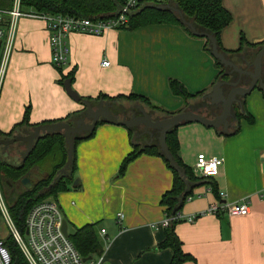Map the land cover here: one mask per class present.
Here are the masks:
<instances>
[{
    "label": "crops",
    "instance_id": "0c3cea01",
    "mask_svg": "<svg viewBox=\"0 0 264 264\" xmlns=\"http://www.w3.org/2000/svg\"><path fill=\"white\" fill-rule=\"evenodd\" d=\"M221 1L231 15L230 24L220 33L225 51H236L241 36L250 44L264 41V0ZM66 44L67 62L56 68L44 23L26 17L16 21L0 89L1 133L10 132L26 109L31 125L67 116L73 122L83 115L85 107L73 101L61 84L71 72V88L92 105L98 104L100 95L133 93L168 112L191 110L208 118L220 112L219 104L213 107L210 99L203 98L210 94L219 72L213 57L203 49L205 39L191 37L178 26L149 25L111 30L102 36L73 33ZM248 52L235 59L242 62ZM103 61L109 66L103 67ZM224 70L228 78L222 81H228L229 70ZM171 79L189 94H205L187 104L171 93ZM243 79L241 85L248 82ZM238 101L227 119V134L222 128L199 123L176 128L179 155L187 167L192 169L199 154L223 159L211 179L218 197L209 180H204L181 208L183 217L197 216L192 223L181 221L175 226L183 252L193 258L182 264H264V94L255 87ZM237 110L250 119L241 118L238 123ZM238 124L239 130L232 135ZM141 133L142 127L98 125L91 138L75 146L77 187L53 198L67 222L68 235L85 225L94 227L103 249L102 264H169L172 258L170 249H157L164 239L165 208L160 199L172 187L171 171L160 157L141 154L119 175L120 164L133 145L157 147L155 139L150 143ZM239 202L249 205L247 216L207 212L215 203ZM118 213L123 214L120 222Z\"/></svg>",
    "mask_w": 264,
    "mask_h": 264
},
{
    "label": "trees",
    "instance_id": "16d2710c",
    "mask_svg": "<svg viewBox=\"0 0 264 264\" xmlns=\"http://www.w3.org/2000/svg\"><path fill=\"white\" fill-rule=\"evenodd\" d=\"M123 1L124 0H20L19 7L22 12L31 10L38 14L105 20L118 15ZM168 1L182 12L187 21L193 22L198 29L212 34L216 39L219 51L237 65H241L242 63L237 60V56H240V54H243L245 51H249L250 53L248 52L249 54H247L245 58L250 61L254 58L260 48L264 46V41L250 44L243 36H241L239 39V47L236 51H225L221 47L220 33L231 22V15L222 6L221 0H162L161 2L165 3ZM159 4L160 3L154 0H140L136 10L128 15L127 25L122 29L133 30L143 26L169 24L182 28L191 37H196L180 22L176 13L167 9H156L155 6H159ZM12 6L13 0H0L1 10H11ZM203 49L210 53L209 44L206 39ZM214 63L215 67L219 70L215 83L227 79L228 77L225 74L224 68L215 59ZM72 76L73 72L66 77H63L61 84L67 79H70L72 83ZM262 78L264 80V64L262 67ZM168 84L171 93L175 96H180L187 104L192 98H199L205 94V91L198 92L194 95L189 94L179 82L172 79L169 80ZM97 100L111 103L120 101L139 103L156 119L170 117L181 112H168L154 105L148 98L133 93L128 95L120 94L115 97L100 95ZM28 116L29 110L26 109L23 119L16 124L10 132H0V139L12 138L24 130H30L37 126L29 123ZM235 117L238 123L241 118L247 120L250 119V116L247 113L240 110L235 112ZM69 118L70 116H67L64 119L52 121L50 123L58 121L68 122ZM47 123L48 122H44L38 125ZM101 123L104 122L99 121L97 126ZM238 130L239 124L231 132L232 135ZM94 131L87 135L74 138L72 164L66 174H58L59 170L64 166L67 160V147L61 133L42 135L36 141L31 152L24 160H22L21 157L25 151V147L22 143H15L9 146L6 150H3L0 147V188L7 200L9 216L15 228L21 234L24 233V221L30 208L45 199L55 198L58 193L77 187V184L73 185L74 181H76L75 146L78 142L91 138ZM166 144L176 165L181 169L186 180L192 185L190 190L185 191L186 185L184 180L178 172L169 166L168 162L159 152L158 147L154 145L144 147L133 145V150L120 164L119 175L123 174L128 164L141 154L160 157L173 175L172 187L162 195L160 204L165 208V217L173 218L181 211L185 201L192 198L194 187L204 180L196 178L193 175L191 168L187 167L182 162L179 155L176 128L167 133ZM38 167H46L47 173L38 180H30L33 185L30 190L24 189L20 184V179L28 177L31 175L32 170ZM205 180H209L213 193L218 197L215 183L211 181V179ZM177 223L178 222L175 220L169 222L168 226L164 228V239L157 246V249H170L172 251V258L169 264H182L193 261V258L190 255L185 254L182 250V244L175 232V226ZM68 238L82 257L87 258L93 256V258H95L102 256L103 249L96 237L92 225H85L82 228L76 229L73 234L68 236ZM4 245L9 252L11 264H29L10 235L4 239Z\"/></svg>",
    "mask_w": 264,
    "mask_h": 264
},
{
    "label": "built area",
    "instance_id": "2783aa9c",
    "mask_svg": "<svg viewBox=\"0 0 264 264\" xmlns=\"http://www.w3.org/2000/svg\"><path fill=\"white\" fill-rule=\"evenodd\" d=\"M139 1L124 0L117 16L105 20H91L63 15L38 14L31 10L22 12L19 7L20 0H14L11 10L0 9V89L5 76L15 24L19 18H33L44 23L51 51V62L56 68H60L66 64L69 55V48L66 44L69 35L78 33L102 36L111 30H121L127 25L128 15L136 10ZM101 65L108 67L109 62L103 61ZM222 164V158H208L204 154H199L191 170L198 179H212L217 176ZM207 212L213 215L224 213L228 216H247L249 205L246 202L215 203L209 206ZM0 215L10 231L9 235L29 264H102V256L89 259L82 257L69 238L63 235L61 231L63 216L53 198L43 200L30 208L24 221V233L21 234L9 216L0 188ZM196 218V215L183 217L179 212L173 218L165 217L162 226L167 227L172 220L192 223ZM122 219L123 214L118 213L116 220L120 222ZM100 233L104 234L105 230L102 229ZM0 264H11L4 240H0Z\"/></svg>",
    "mask_w": 264,
    "mask_h": 264
},
{
    "label": "water",
    "instance_id": "95a60500",
    "mask_svg": "<svg viewBox=\"0 0 264 264\" xmlns=\"http://www.w3.org/2000/svg\"><path fill=\"white\" fill-rule=\"evenodd\" d=\"M158 10H170L177 14L178 19L184 24L191 33L200 38H205L209 44V50L211 56L224 68L229 70L230 79L228 81H220L212 86V90L209 95H205L204 99H210L211 105H220V112L214 118H208L191 110H186L170 117L153 119L151 113H147L142 107L136 106L135 108L140 112V116H134L132 114L130 119L125 116L119 117L111 110V105L100 100L97 105H92L88 100L82 99L72 88L71 81L67 79L63 82V87L66 94L75 102L81 103L85 110L83 115L79 116L77 120L73 122H56L37 125L30 130H24L18 135L12 138L0 139V147L6 150L9 146L15 143H22L25 147V151L22 154V160H24L36 141L46 134L61 133L64 137V142L67 147V160L64 166L59 170L58 174H66L69 167L72 164V155L74 152V138L81 137L93 132L99 121L104 123L123 126L127 129H139L142 127V133L149 137L150 143L152 140L157 141V147L161 155L168 162L169 166L179 173L184 180L186 189L188 191L192 188L189 181L186 180L185 175L178 168L173 157L171 156L167 144L166 135L174 128H177L183 123H199L205 127L218 129L222 128L224 134L228 133L227 119L230 117L233 104L239 103V97H245L250 94L255 87L261 89L264 94V80L262 78V61L264 58V46L256 53L252 61H247L244 57L241 58L243 66H238L231 59L227 58L221 53L217 47L215 37L207 31L198 29L193 22L187 21L182 12L170 3L161 6H155ZM235 74V77L232 76ZM232 77V78H231ZM243 78L249 80L247 85H239V81ZM223 87H230V90L223 95ZM150 146V145H149ZM21 186L30 190L32 183L28 177L20 179ZM77 181H74L73 185H76ZM61 231L63 235L68 238L67 222L65 219L61 223ZM90 258V257H89ZM88 258V259H89Z\"/></svg>",
    "mask_w": 264,
    "mask_h": 264
},
{
    "label": "rangeland",
    "instance_id": "374dc122",
    "mask_svg": "<svg viewBox=\"0 0 264 264\" xmlns=\"http://www.w3.org/2000/svg\"><path fill=\"white\" fill-rule=\"evenodd\" d=\"M14 1V0H13ZM154 1H156V0H154ZM162 0H160V1H156V2H158V3H160L159 4V6H161V5H165V3H162L161 2ZM172 5V4H171ZM172 6H174V5H172ZM104 102H106V101H104ZM106 103H108V104H110V105H114L115 107H121V108H123L124 110L126 109V110H129L130 108H134V107H136V106H140V107H142L144 110H146V108L145 107H143L141 104H139V103H129V102H126V101H120V102H113V103H111V102H106ZM147 111V110H146ZM47 173V169H46V167L44 168V167H38V168H34L33 170H32V172H31V180L32 181H35V180H38V179H40V178H42L45 174ZM1 193H2V197H3V200H4V202H5V204H6V206H8V204H7V200L5 199V196L3 195V192H2V190H1ZM50 199V198H49ZM46 200V199H45ZM69 232V234H71V231L69 230L68 231ZM10 234V231H9V229H8V227L6 226V224H5V222L3 221V219L1 218V215H0V240H4L6 237H8V235ZM12 238V237H11Z\"/></svg>",
    "mask_w": 264,
    "mask_h": 264
},
{
    "label": "flooded vegetation",
    "instance_id": "af4514ba",
    "mask_svg": "<svg viewBox=\"0 0 264 264\" xmlns=\"http://www.w3.org/2000/svg\"><path fill=\"white\" fill-rule=\"evenodd\" d=\"M236 79V78H235ZM244 80V79H243ZM243 80L239 81V85H241V83L243 82ZM249 83L248 82L245 84L247 85ZM224 92L226 91V93L230 90V87H223ZM111 110L113 111V113L117 114L119 117L125 116L127 119H130L132 114H134V116H140V112L134 107V108H130L129 110H124L121 107H115L114 105H111ZM153 119H156L152 116Z\"/></svg>",
    "mask_w": 264,
    "mask_h": 264
}]
</instances>
